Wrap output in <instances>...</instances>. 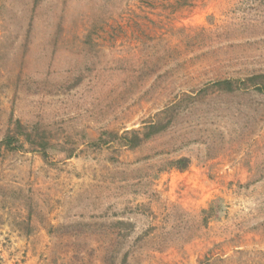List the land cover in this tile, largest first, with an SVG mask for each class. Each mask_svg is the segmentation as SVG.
<instances>
[{
    "label": "rangeland",
    "instance_id": "obj_1",
    "mask_svg": "<svg viewBox=\"0 0 264 264\" xmlns=\"http://www.w3.org/2000/svg\"><path fill=\"white\" fill-rule=\"evenodd\" d=\"M2 27L4 264H264V0H0ZM17 120L45 152L1 144Z\"/></svg>",
    "mask_w": 264,
    "mask_h": 264
},
{
    "label": "trees",
    "instance_id": "obj_2",
    "mask_svg": "<svg viewBox=\"0 0 264 264\" xmlns=\"http://www.w3.org/2000/svg\"><path fill=\"white\" fill-rule=\"evenodd\" d=\"M34 4H39L40 0H33ZM3 37L2 41L0 42V50L1 47L4 45L5 41L8 40L10 37L11 31L9 29H6L5 27H2ZM240 83H237L235 81L231 80H223L215 83L216 87L219 88V90L226 91V92H234L237 88H239ZM246 88L255 87L257 91L264 93V75H256L252 76L249 79L246 80L243 84ZM14 123H12L13 126ZM170 119L159 120L157 122L151 123L147 131L141 135L139 131H133L131 134H133V139L127 137V135L124 137L127 144L130 147H137L141 145L144 141L151 139L152 137L163 133L166 129H168L171 125ZM46 131L41 130L39 128L35 129H29L26 128L21 121L17 120L14 124V128H11L9 132L6 134L5 138L1 141V144L10 150H15L16 147L14 145L16 139L18 137H23L24 141L32 146H37L42 152H45L48 148V143L45 141ZM45 154V153H44ZM179 162H187V159H182ZM187 165H185L186 168ZM0 264H4V262L0 259Z\"/></svg>",
    "mask_w": 264,
    "mask_h": 264
}]
</instances>
